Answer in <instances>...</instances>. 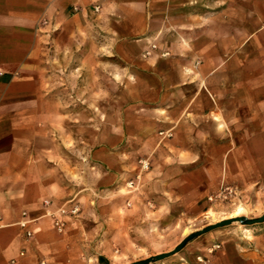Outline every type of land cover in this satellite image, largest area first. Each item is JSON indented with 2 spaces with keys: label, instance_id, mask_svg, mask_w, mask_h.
<instances>
[{
  "label": "crops",
  "instance_id": "0c3cea01",
  "mask_svg": "<svg viewBox=\"0 0 264 264\" xmlns=\"http://www.w3.org/2000/svg\"><path fill=\"white\" fill-rule=\"evenodd\" d=\"M130 147L155 199L264 185V0H0V264H102ZM160 264H264V221Z\"/></svg>",
  "mask_w": 264,
  "mask_h": 264
},
{
  "label": "rangeland",
  "instance_id": "374dc122",
  "mask_svg": "<svg viewBox=\"0 0 264 264\" xmlns=\"http://www.w3.org/2000/svg\"><path fill=\"white\" fill-rule=\"evenodd\" d=\"M61 87L68 88L67 92H71L72 86L66 85L65 80L62 81ZM130 92V87L122 83V99L123 95L128 97ZM105 93H112V87L106 86ZM130 104V102L122 100V120L125 119L123 116ZM105 105L107 110V101ZM133 139L135 138L133 137ZM124 141L125 137L122 138V142ZM128 152L133 155L135 163L130 169L127 166L122 168L120 183L116 188L119 190L116 195L119 196L118 201L121 206L119 217L112 213L106 214L105 220L100 226L105 230L106 243V249L103 252L106 260H103L102 264H127L151 255L169 252L189 233L221 219L237 215L255 218L264 214V185L259 189L251 185L247 189H242L238 185L221 181L215 190L205 193L197 203L169 196L163 191L160 192L164 196L163 200L155 199L153 195L161 191L157 186L161 183L151 182V178L148 176L151 167L150 155L146 153V150H138L133 147H130ZM124 159L128 160V157ZM131 194L138 196L133 199L135 209H137L136 206L144 204V200L158 204L161 208H158L156 212V209L153 208V211L147 210L146 213L129 215L126 213L125 207L130 206L128 196ZM110 202L109 204H111ZM87 203L91 206L95 205L90 200ZM96 217L97 215L94 213L84 215V219L93 224L98 223ZM231 226L247 227V224L235 222L214 229H225ZM212 230L188 240L179 251L153 263L160 264L172 257L182 255L195 239L209 234Z\"/></svg>",
  "mask_w": 264,
  "mask_h": 264
},
{
  "label": "water",
  "instance_id": "95a60500",
  "mask_svg": "<svg viewBox=\"0 0 264 264\" xmlns=\"http://www.w3.org/2000/svg\"><path fill=\"white\" fill-rule=\"evenodd\" d=\"M264 221V214L260 215L259 217H255V218H247L245 216H241V215H237V216H234V217H229V218H225V219H221L215 223H212L210 225H207L199 230H196L192 233H189L180 243H178L171 251L169 252H162V253H158V254H155V255H151L145 259H142V260H138V261H134V262H131V263H128V264H147V263H150V262H155V261H158V260H162L166 257H168L169 255L179 251L183 246L184 244L200 235V234H203L207 231H210L214 228H217V227H220V226H223V225H227V224H231V223H242V224H247V225H250V224H254V223H258V222H262Z\"/></svg>",
  "mask_w": 264,
  "mask_h": 264
},
{
  "label": "built area",
  "instance_id": "2783aa9c",
  "mask_svg": "<svg viewBox=\"0 0 264 264\" xmlns=\"http://www.w3.org/2000/svg\"><path fill=\"white\" fill-rule=\"evenodd\" d=\"M46 204L48 202H45ZM59 212L63 215H71V216H76L79 212V207L77 205H74L72 208L70 209H66L65 207H61L59 209ZM21 225H24V222H21ZM54 227L55 229L58 231V232H61L64 230V227H65V223L64 221L60 220V219H55L54 220ZM26 235L27 236H30L31 233L29 231H26ZM219 247V244H214L212 249L213 248H217Z\"/></svg>",
  "mask_w": 264,
  "mask_h": 264
}]
</instances>
